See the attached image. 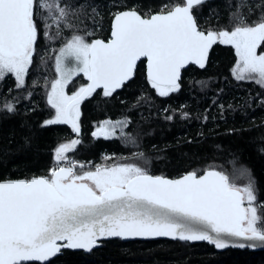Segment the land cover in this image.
Here are the masks:
<instances>
[{
    "label": "snow or ice",
    "instance_id": "obj_1",
    "mask_svg": "<svg viewBox=\"0 0 264 264\" xmlns=\"http://www.w3.org/2000/svg\"><path fill=\"white\" fill-rule=\"evenodd\" d=\"M201 3L183 0L145 16L134 9L116 12L106 41L73 34L56 55L58 78L51 81L47 97L54 116L44 124L70 125L79 133L82 101L97 90L112 96L134 77L142 58L149 84L167 96L180 88L186 66L205 67L217 43L234 48L237 79L264 86V51L258 54L264 45V16L251 24L238 16L230 31L205 32L193 15L194 5ZM68 14L60 0H0V80L10 74L18 89L24 87L41 20L43 35L53 39V26L57 36L62 24L71 27ZM80 74L87 83L69 95L68 84ZM4 108L14 111L9 102ZM127 123L103 121L92 135L109 139L119 128L128 139ZM78 143L74 139L56 148L57 166L47 176L0 181V264H45L61 249L91 251L109 237H171L206 241L217 249L264 246V202L257 201L247 169L238 171L248 182L237 185L214 168L169 179L135 164L81 173L74 171V162L59 166Z\"/></svg>",
    "mask_w": 264,
    "mask_h": 264
},
{
    "label": "trees",
    "instance_id": "obj_2",
    "mask_svg": "<svg viewBox=\"0 0 264 264\" xmlns=\"http://www.w3.org/2000/svg\"><path fill=\"white\" fill-rule=\"evenodd\" d=\"M60 2L68 9L67 23L71 27L62 24L57 36L53 26L49 29L53 39H47L41 20V34L24 87L18 89L10 74L0 80V180L47 176L57 166L56 148L74 137L70 125L44 124L54 116L46 101L48 86L56 75L54 57L70 36L79 34L89 42L94 38L106 40L110 19L117 11L134 9L145 16L183 0ZM193 15L202 31H230L238 16L249 24L264 16V0H204L194 5ZM260 51H264V45L258 54ZM235 60L232 46L213 45L205 67L190 65L182 70L180 88L167 96H160L151 87L139 62L134 77L112 96L104 97L97 90L82 101L77 136L80 143L65 153L66 165L74 162V171L80 173L96 166L135 164L150 175L165 177L214 168L237 185L248 182L238 171L247 169L257 201L264 202V86L233 77ZM85 83L86 78L80 74L68 84L66 92L72 94ZM5 102L12 103L14 111L4 108ZM122 120L128 122L126 136H134L137 141L121 140L117 134L109 139L91 134L103 121ZM45 264H264V250L216 251L206 243L108 239L87 252L62 249Z\"/></svg>",
    "mask_w": 264,
    "mask_h": 264
},
{
    "label": "water",
    "instance_id": "obj_3",
    "mask_svg": "<svg viewBox=\"0 0 264 264\" xmlns=\"http://www.w3.org/2000/svg\"><path fill=\"white\" fill-rule=\"evenodd\" d=\"M204 0H202V2H203ZM172 8V7H171ZM127 10H130V9H122V10H119V11H117V12H121V11H127ZM155 13H158V12H153V13H151V14H155ZM112 21H113V16L111 17V19H110V24H109V33H108V38L107 39H109L110 38V34H111V24H112ZM94 39H96V38H94ZM94 39H92V40H94ZM106 39V40H107ZM101 40V39H100ZM105 40V41H106ZM210 51V50H209ZM142 60H143V58H142ZM190 65H192V66H194V67H197V68H199V69H201L198 65H195V64H190ZM190 65H188V66H190ZM188 66H186V67H188ZM184 70V69H183ZM146 60H144V73H145V75H146ZM147 76V75H146ZM86 83H87V80H86ZM85 83V84H86ZM74 132V131H73ZM78 134L79 133H76V132H74V137L72 138V140H74V139H76L77 140V136H78ZM71 140V141H72ZM66 162H67V160H64V161H62V162H59V163H62L60 166H68V165H66ZM207 170V169H206ZM205 171V170H204ZM204 171H202L201 173H199V175H202L203 173H204ZM188 173V172H187ZM187 173H184V174H181V175H179V176H176V177H166V178H169V179H178V178H180L181 176H183V175H185V174H187ZM153 176H160V175H153ZM36 177H40V176H36ZM165 177V176H164ZM33 178V177H32ZM29 179H31V178H29ZM7 180H20V179H4V180H0V181H7ZM108 239H120V240H122V241H131V240H141V241H148V240H155V239H167V240H178V241H182V240H179V239H173V238H171V237H127V238H122V237H109V238H103V239H101V240H99L98 241V245L96 246V247H98L99 246V243L101 242V241H104V240H108ZM186 242H189V243H206V244H209L208 242H206V241H186ZM209 245H211V244H209ZM213 246V245H212ZM95 248V247H94ZM213 248L216 250V251H223V250H226V249H247V250H250V251H257V250H260V251H262V250H264V246H257V247H245V248H239V247H228V248H224V249H217V248H215L214 246H213ZM62 250V249H61ZM69 250H77V251H83V252H87L86 250H78V249H69ZM60 253V252H59ZM59 253H57V255L59 254ZM55 257V256H54ZM51 258H53V257H51ZM50 258V259H51ZM37 263H40V262H37Z\"/></svg>",
    "mask_w": 264,
    "mask_h": 264
},
{
    "label": "rangeland",
    "instance_id": "obj_4",
    "mask_svg": "<svg viewBox=\"0 0 264 264\" xmlns=\"http://www.w3.org/2000/svg\"><path fill=\"white\" fill-rule=\"evenodd\" d=\"M71 37V36H70ZM69 37V38H70ZM64 44V43H63ZM62 44V45H63ZM61 45V46H62ZM61 46L59 47V49L61 48ZM59 49L57 50V52H56V55L58 54V51H59ZM56 55H55V57H54V70H55V73H56V75H55V77H54V79H56V78H58V74H57V72H56V69H55V60H56ZM237 60H238V57L236 56V62H235V66H236V63H237ZM234 66V67H235ZM232 74H233V72H232ZM82 76H83V74H81ZM84 77V76H83ZM233 77H235L234 75H233ZM85 78V77H84ZM236 78V77H235ZM53 79V80H54ZM254 81V80H253ZM51 83V82H50ZM50 91V84H49V86H48V89H47V92H46V101H47V104H48V100H47V97H48V92ZM69 95H71L70 93H68ZM49 105V104H48ZM50 106V105H49ZM51 107V106H50ZM53 111H54V109H53ZM128 137V136H127ZM125 138L123 137V138H121V140H124ZM128 139L130 140V141H132V140H134V141H137V139H135L134 138V136H131L130 135V137H128ZM124 141H127V140H124ZM115 165V164H114ZM111 166H113V165H110V166H108V167H111ZM91 171H94V170H91ZM81 172H83V171H81ZM80 172V173H81Z\"/></svg>",
    "mask_w": 264,
    "mask_h": 264
},
{
    "label": "flooded vegetation",
    "instance_id": "obj_5",
    "mask_svg": "<svg viewBox=\"0 0 264 264\" xmlns=\"http://www.w3.org/2000/svg\"><path fill=\"white\" fill-rule=\"evenodd\" d=\"M139 63V62H138ZM138 65V64H137ZM142 65H143V71H144V60H142ZM145 77L147 78V76L145 75ZM96 129H94L93 131H92V133L95 131ZM91 133V134H92ZM117 134V136H118V138L119 139H121V138H123L121 135H120V132H118V133H116ZM125 138V137H124Z\"/></svg>",
    "mask_w": 264,
    "mask_h": 264
},
{
    "label": "crops",
    "instance_id": "obj_6",
    "mask_svg": "<svg viewBox=\"0 0 264 264\" xmlns=\"http://www.w3.org/2000/svg\"><path fill=\"white\" fill-rule=\"evenodd\" d=\"M235 62H236V60H235ZM234 66H235V63H234ZM234 66H233V68H234ZM232 72H233V69H232Z\"/></svg>",
    "mask_w": 264,
    "mask_h": 264
}]
</instances>
